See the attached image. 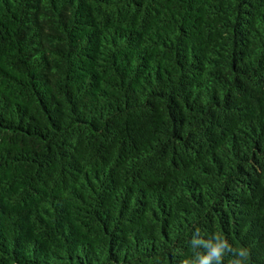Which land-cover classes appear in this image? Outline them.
Segmentation results:
<instances>
[{
	"label": "trees",
	"instance_id": "obj_1",
	"mask_svg": "<svg viewBox=\"0 0 264 264\" xmlns=\"http://www.w3.org/2000/svg\"><path fill=\"white\" fill-rule=\"evenodd\" d=\"M197 231L264 264V0H0V264Z\"/></svg>",
	"mask_w": 264,
	"mask_h": 264
},
{
	"label": "clouds",
	"instance_id": "obj_2",
	"mask_svg": "<svg viewBox=\"0 0 264 264\" xmlns=\"http://www.w3.org/2000/svg\"><path fill=\"white\" fill-rule=\"evenodd\" d=\"M188 244L193 250V255L185 258L182 264H224L230 252L232 253L230 264H246L249 256L248 250L244 247L233 250L229 241L218 233H212L205 239L198 231L194 232Z\"/></svg>",
	"mask_w": 264,
	"mask_h": 264
}]
</instances>
